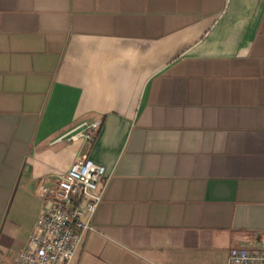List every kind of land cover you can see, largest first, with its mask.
Returning <instances> with one entry per match:
<instances>
[{"label":"crops","instance_id":"0c3cea01","mask_svg":"<svg viewBox=\"0 0 264 264\" xmlns=\"http://www.w3.org/2000/svg\"><path fill=\"white\" fill-rule=\"evenodd\" d=\"M101 122L92 145L60 138ZM87 156L70 264H229L264 236V0H0V264Z\"/></svg>","mask_w":264,"mask_h":264},{"label":"built area","instance_id":"2783aa9c","mask_svg":"<svg viewBox=\"0 0 264 264\" xmlns=\"http://www.w3.org/2000/svg\"><path fill=\"white\" fill-rule=\"evenodd\" d=\"M101 122H84L60 138L94 141ZM106 169L87 156L75 159L59 178L43 184L38 194L45 209L14 264H70L85 235L94 231L93 219L104 199ZM229 264H264V236L258 243L231 250Z\"/></svg>","mask_w":264,"mask_h":264},{"label":"trees","instance_id":"16d2710c","mask_svg":"<svg viewBox=\"0 0 264 264\" xmlns=\"http://www.w3.org/2000/svg\"><path fill=\"white\" fill-rule=\"evenodd\" d=\"M99 131H100V128L94 133V138H96L97 137V135H98V133H99ZM92 143L93 142H91V143H89L90 144V146L92 145Z\"/></svg>","mask_w":264,"mask_h":264}]
</instances>
